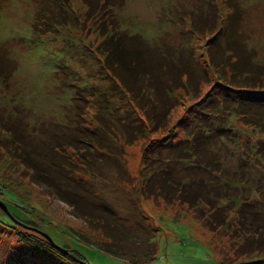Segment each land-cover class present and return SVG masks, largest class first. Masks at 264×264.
Returning a JSON list of instances; mask_svg holds the SVG:
<instances>
[{"label": "rangeland", "instance_id": "374dc122", "mask_svg": "<svg viewBox=\"0 0 264 264\" xmlns=\"http://www.w3.org/2000/svg\"><path fill=\"white\" fill-rule=\"evenodd\" d=\"M88 1L0 0V58L12 70L6 81L0 79V121L15 125L16 138L25 142L28 156L43 172L49 171L44 162L49 160L51 166L60 162L61 169L56 167L60 176L53 174V182L81 207L72 208L54 190L35 182L8 146H0V191L4 192L0 202L5 206L9 200V208L0 207V218L2 213L12 215L16 225H0V260L34 264L38 258L33 246L21 242L24 231L43 238L46 234L55 245L80 254L89 264H223L227 258L235 259L233 249L241 240L232 224L242 234L248 225L239 216L240 209H244L241 216L264 220V155L258 157L251 148L252 142L264 138V124L262 129L251 127L236 115L228 119L223 115L220 125L208 123L205 116L204 123H197L214 131L212 141H203L197 150V158L202 162L212 157L221 180L246 184L226 191L229 196L222 200L230 227L226 224L214 232L197 217L200 205L194 210L179 201L141 194L144 177L166 167L172 177L191 179L194 186V181L217 179L208 170L193 167V157H179L188 156V141L174 145L184 154L179 149L171 152L168 144L153 147L146 158L144 150L172 127L174 138L179 137L177 119L187 113L185 109L191 111L188 106L205 89L229 74L227 67L217 64L222 58L218 48L225 39L212 35L229 12L225 0H90V10ZM238 2L239 30L257 72L254 76L264 79V0ZM38 7L44 18L37 16ZM114 27L119 35H137L163 51L167 55L160 59L163 64L174 54L179 64L189 65L194 78L208 76L200 92L176 89L170 81L172 90L164 91L163 100L170 96L166 105L174 100L177 104L169 117V130L152 131L148 112L152 111L149 103L156 102L154 89L146 90L142 81L137 96L123 92L104 68L102 42ZM176 68V64L167 67L168 77L177 79ZM77 89L82 95L75 98ZM228 126L235 136L223 130ZM98 127L106 135L102 152L89 144L92 130ZM8 139L0 135V143ZM56 144L61 146L58 151L52 149ZM66 174L74 180L61 177ZM105 206L113 210L106 216L113 227L109 238L95 226L101 220L92 222L84 214ZM248 232L254 236L253 230ZM47 243L42 245L50 246ZM248 248L244 242L242 249Z\"/></svg>", "mask_w": 264, "mask_h": 264}, {"label": "trees", "instance_id": "16d2710c", "mask_svg": "<svg viewBox=\"0 0 264 264\" xmlns=\"http://www.w3.org/2000/svg\"><path fill=\"white\" fill-rule=\"evenodd\" d=\"M225 2L229 12L222 17V21L218 26L219 28L217 30H212V35H215L214 38L221 36L223 40L225 39L224 46L218 48L222 52V58L217 61V64L221 67H227L229 74H226V79L216 80L215 84H212L209 89H205L201 97L198 96L188 106L192 108L191 111L185 109L187 113L180 116L176 121L181 130L180 136L176 138H174L176 135L175 130H173L174 128L172 127L171 130L168 129V122L171 111L177 103L176 100H174L166 105V101H170V96L167 97L166 101L163 100L164 91L168 89L169 93L172 90L170 86V81H172L174 84L173 87L175 86L176 89L200 92V85L208 76L204 73L202 76L194 78V72L188 67L189 65L186 63L183 66L179 64V59L176 58L174 54H171L170 57L168 56L169 59H166V63L163 64L160 59L167 56L163 51L159 48L151 47L147 41L139 38L137 35H119L115 27L111 30V34L102 42L104 47V68L111 75L115 85H117L121 91L137 96L139 91H142L143 82L147 84L145 86L146 90L154 89L155 91L156 102L151 101L149 103L152 111L148 112V118L153 128L152 131L156 133L168 129L169 132L161 137L154 138L153 141L151 140L148 143L147 148L144 150V154L146 152L145 158L153 147L160 148V145L168 144L171 146V152H175L179 148L176 146L175 148L174 145L185 140L188 141L185 146L190 147L187 152L188 156L186 157L184 150L179 149V154H182V152L184 154L179 157L191 159L193 157V163L191 162L193 167L204 168L217 178L211 180L212 183L194 181L196 185L194 186L192 183L193 180L191 179L177 180L175 177H172L171 169L166 167L160 172L158 170H153L149 173L148 177H144L141 186V194L148 197L162 198L168 202L179 201L187 204L194 210H197L200 205L201 212L198 209L196 213L197 217L201 219L202 223L208 229L214 232H217L226 224L229 227L230 224H232H228L229 217L227 213H223L222 211V200L229 196L225 194L226 191H231L235 188L238 190L242 189L246 184H241V182L235 184V182L231 181L232 179L230 180L229 178L221 180V170L217 168L218 164L212 160V157L205 158L202 162L197 158V150L202 148L203 141L206 140L210 143L214 138V131L208 130L206 125L201 126V124L197 126V123L203 122L202 117L205 116L208 118V123L212 121V123L217 122L220 125V123L223 122V118H221L223 115H225L224 118L226 119H228L230 115H236L245 125L251 127L260 129L264 124V108H262L264 106V79L260 76H258V78L254 76V73L257 74V72L252 68L253 60L248 53L249 50L239 30L242 9L238 0H225ZM86 3L90 10L91 1L89 0ZM37 9H39L37 16L44 18L42 10L39 7ZM110 23L113 25L111 20ZM36 27L37 25L34 26V28ZM103 32L106 34L105 31ZM208 41L212 43L214 39L210 38ZM213 54H215L214 51L211 55ZM195 61L197 65H201L204 68H202L203 71H208L198 60ZM175 64L177 66V71L179 69V73L176 77L177 79L171 78L170 76L168 77L169 74L167 73V67ZM210 65L212 66L211 62ZM179 66H181V68ZM11 73V68L6 66L3 58H0V79L6 81L9 76H11ZM75 93V98L82 95L79 89H77ZM198 117L201 118V120H198ZM222 128H225V126H221L220 129ZM98 130L101 132L99 127L92 130L89 144L90 146L93 145L97 152H102V148L105 147L106 135L102 132L99 133ZM223 130L227 131L231 137L235 136V131H233L230 126ZM0 132L2 133L0 135L9 138L5 144L0 143V146H8L9 150H11V155L18 164L32 172L31 178L35 182L46 185L52 191L54 190L58 197L62 201H66L70 204L72 208L76 210L81 209L80 204L75 200L72 194H70V196L68 193H63L60 188H58V184L53 182L55 176L53 174L60 176L56 169L57 166L61 169L60 162L54 163V166H51L49 160L44 162L49 171L43 172L44 169L42 166L28 156V149L26 145H24L25 142H23L20 137L16 138L18 135L16 134V127L14 124H7L5 121L1 120ZM205 132L208 134L205 135ZM52 147L53 146H50V148ZM59 147H61L60 144H56L52 149L58 151ZM251 148L256 152L258 157H262L264 155V138H259L256 142H252ZM169 161L170 159L168 162ZM61 177L74 180V178L70 177L68 174ZM253 189L255 191V188ZM2 194H4V192L0 191V195ZM8 204L9 200L5 207L9 208ZM204 206L206 209H203ZM243 211L240 209L239 216L244 220V224H248L246 225L247 232L242 234L239 230L235 229L236 224L235 226L232 224V227L238 233L237 238L241 240V243L239 242V245H236V248L233 249L235 250V259L233 258V260H231L227 258L223 264H264V220L256 218L255 216L252 217V215L250 219L247 218V215L241 216ZM2 214L3 218H0V225L7 228H15L16 225H13L15 223L13 218H11L12 215H10L9 218L4 213ZM84 214L85 216L88 215L92 222L101 220L102 222L95 226H98L107 238L113 236V227L106 221L108 215L113 214L112 209L105 206L103 210L98 208L96 212L84 210ZM250 230H253L254 236H248L250 235L248 232ZM23 235L24 237H21V242L24 246L32 245V252H35V256L38 258L36 259L33 257L36 259L33 261L34 264H89L85 258L78 253H64L50 243H47V245L50 244V246L42 245L44 242H48L44 235L45 239L40 235L31 234L30 232L27 233L25 231ZM244 242L245 247H249L248 249L250 250L242 249ZM40 253L42 254L40 255ZM238 258L245 259H243L244 261H239ZM4 260L5 259L0 260V264H4ZM5 264L16 263H8L5 261Z\"/></svg>", "mask_w": 264, "mask_h": 264}, {"label": "water", "instance_id": "95a60500", "mask_svg": "<svg viewBox=\"0 0 264 264\" xmlns=\"http://www.w3.org/2000/svg\"><path fill=\"white\" fill-rule=\"evenodd\" d=\"M0 207H1L2 209L6 210V207H5L4 204H2L1 202H0ZM44 236L47 238V240H48L51 244L55 245V244L52 242V240L50 239V237H48L46 234H44ZM55 246H56L57 248H59L60 250H62L64 253H68L66 249H63V248H61V247H58L57 245H55Z\"/></svg>", "mask_w": 264, "mask_h": 264}]
</instances>
